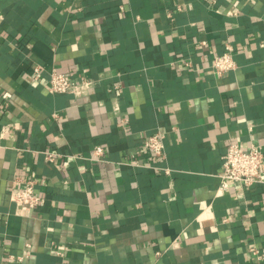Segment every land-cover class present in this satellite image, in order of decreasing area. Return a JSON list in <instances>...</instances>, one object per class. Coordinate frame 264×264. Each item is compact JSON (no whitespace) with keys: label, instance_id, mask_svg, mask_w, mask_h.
Returning a JSON list of instances; mask_svg holds the SVG:
<instances>
[{"label":"crops","instance_id":"crops-1","mask_svg":"<svg viewBox=\"0 0 264 264\" xmlns=\"http://www.w3.org/2000/svg\"><path fill=\"white\" fill-rule=\"evenodd\" d=\"M0 14V264H264L249 253L264 248V0H0ZM227 43L237 68L218 76ZM54 71L93 89L52 94ZM157 132L159 159L143 150ZM231 143L262 148V182L220 190ZM28 180L42 202L20 211Z\"/></svg>","mask_w":264,"mask_h":264},{"label":"built area","instance_id":"built-area-1","mask_svg":"<svg viewBox=\"0 0 264 264\" xmlns=\"http://www.w3.org/2000/svg\"><path fill=\"white\" fill-rule=\"evenodd\" d=\"M2 19L3 16L0 14V21ZM234 53L232 45L227 43L226 51L223 54L215 55L211 58L209 64L215 75L223 76L237 68ZM39 71L40 69H35L36 79L39 77ZM93 86L94 82L92 79L81 77L76 81L62 73L54 71L51 73L46 89L52 94H68L75 98H82L90 94ZM115 109L118 111L119 107L116 106ZM143 150L154 158H162L165 154L163 133L157 132L149 136L144 142ZM55 156H57L55 153H47L49 160H54ZM92 159L97 162L105 161V149L101 146L96 147ZM262 163L263 152L260 146L251 145L248 150H245L238 144L231 143L223 157L220 190H227L232 184H239L249 188L262 182ZM166 173L169 174L170 171L166 169ZM11 200L20 211L34 210L42 202L41 197L36 193L35 181L33 180L26 181L23 189L14 190L11 194ZM249 253L258 263H264V248L251 246L249 247Z\"/></svg>","mask_w":264,"mask_h":264}]
</instances>
